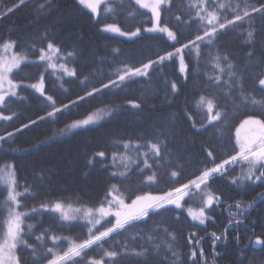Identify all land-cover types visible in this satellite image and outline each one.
I'll return each mask as SVG.
<instances>
[{
  "label": "trees",
  "instance_id": "1",
  "mask_svg": "<svg viewBox=\"0 0 264 264\" xmlns=\"http://www.w3.org/2000/svg\"><path fill=\"white\" fill-rule=\"evenodd\" d=\"M12 2L13 0H0V14L6 11ZM249 2L254 3L255 0ZM16 3H19V0H16ZM185 3L186 0H175L176 6L172 13H162L163 20L174 28L179 27L174 16L184 11ZM57 5L58 9L52 15H42L37 13L39 7L37 0H25V4L16 11L0 18V36L7 38L11 35L13 40L21 42L19 53L31 58L26 66L22 64L19 78L25 84H30L39 82L40 75L43 74L45 96H52L57 107L78 101L80 96L85 95V88L90 91L93 87H100L101 82L107 83L109 77L116 79L113 74L117 69L122 70L125 66L139 67L141 61L147 62L149 58L157 59L166 51H173L166 36L143 32L144 28L152 24L149 19L152 14L137 5L135 0H107L100 5L97 17L102 24H116L127 32L135 31L140 27L142 34L131 39L101 31V26L90 18V11L79 5L77 0H57ZM45 29L50 31L54 29L53 35L59 37L66 51L76 48L80 52L75 64L71 62L67 64L69 68L76 67L82 73L79 80L64 77L58 71L46 66L37 67L34 62L38 57L28 54L25 43L30 44L31 40H35L39 47ZM221 43L224 50L235 57L233 63L241 70V74L253 76L259 71L252 67L256 61L245 59L247 49L242 46L241 41L230 36ZM211 55L214 53H210L203 61L205 67L195 68L194 61L186 57L190 66L187 82L177 72L178 61L177 63L165 61L159 71H153L151 77H133L135 83L129 82L123 91L115 95H104L102 98L93 96L78 101L67 112L62 111L55 122L41 121L17 135L13 148L23 154L18 155L15 162L18 176L24 178L18 190L24 191L25 180L29 186L28 194L21 201L26 207L18 209L29 212L30 218L26 223L37 226L29 243L35 246V236H39L41 231L49 228L52 229L50 235L67 237L69 241L80 242L87 238V229L90 225L86 227L84 219L62 222L59 219L61 213L52 211V208L56 202H60L64 205L63 210L72 214V209H87L95 203L98 197L103 196L106 185L116 184L120 187L117 180H108V173L103 171V168L108 166L109 171H117L112 164L111 154L114 151L117 154L129 152L122 146L117 147L129 137L151 134L152 129L157 133L174 132L173 150L180 149L181 154L186 157L178 161L177 167L182 169L183 176L175 185L169 182L168 177V172L175 169L163 166L160 168L162 179L158 185L141 188L140 178L129 176L124 189L133 199L138 194L162 195L174 186L195 179L198 169L206 164L202 146L210 143L215 145L217 141H221L225 144L221 151H229L232 145H236L238 149L236 130L246 117L242 115L243 110L240 109L239 101H235L232 96L228 97L231 116L223 129H210L204 135H199L191 130L189 122L185 119L184 114L187 113L192 117L196 129L201 127L200 121H204L203 110L198 107V102L200 96L205 95L202 89L207 87L206 77L198 76L197 73L212 74L209 63ZM52 62L65 63L64 60L57 61L55 56L52 57ZM245 69L247 71H244ZM168 81L177 83L180 89L179 95L171 94ZM245 87L255 88L254 92H250L254 99L259 100L264 97V93L260 92L253 80L246 79ZM129 99L143 101V109L137 111L129 106L115 119L109 120L105 113L119 108ZM49 105L50 102L34 89L25 90L21 93V103L13 106L14 111L20 113V119L14 122L15 127L28 123L29 119L36 120L46 115V111L51 110ZM255 111L259 113L260 109L257 108ZM88 116L98 118L97 125L84 129L70 128L75 121L87 119ZM8 131H14V128H8ZM3 132L4 128L0 127V134ZM139 142L144 143V141ZM36 145L40 146L37 148ZM99 150L107 152V159L103 163L95 162V166L91 169L86 167L87 160ZM130 154H134L135 157L137 155L135 151ZM207 166L212 165L209 163ZM122 171H125V168ZM85 173H89L86 178ZM233 175H239V168ZM230 180V177H217L210 182L211 187L206 190L220 196L223 203L215 204L211 209L206 210L209 219H206L203 225L193 220L186 212L188 207L199 209L198 207L202 205L194 198V194L184 198L181 209H174L162 216L152 218L145 228V235L155 240L156 243L152 244L154 251L156 244L160 245V258L167 256L169 264H172L174 248L179 254L177 264H180L193 250L188 246V237L195 233L194 242L203 239L201 244H194V249L203 248L208 264H212L213 248L220 254L216 257V264H264V198L261 197V194H264V185L260 182L255 184L248 182L242 188H238ZM4 188L5 184L0 180V190ZM238 200L244 204L251 203L253 207L242 216L237 215L241 211L235 208V202ZM128 202L130 203V200ZM42 205H47L48 208L44 209ZM68 205L72 206L71 209ZM33 208L37 209L36 213H31ZM7 216V192H4L0 195V244L3 243ZM62 223L64 226H60ZM101 224H105V221L101 220ZM96 227L99 228L100 225ZM213 232L221 237L215 245L211 236ZM134 235L135 233L129 234V236ZM173 236L176 238L175 244H173ZM119 239L125 244L128 243V238ZM257 239L261 241L260 244L256 243ZM143 242L141 240L137 243ZM63 247L66 250L68 244H64ZM133 247L137 252L142 250ZM22 255L27 257V253L22 252ZM156 259L153 257L150 264L152 261L155 264ZM28 264H31L30 259ZM121 264H139V262L126 258Z\"/></svg>",
  "mask_w": 264,
  "mask_h": 264
},
{
  "label": "snow or ice",
  "instance_id": "2",
  "mask_svg": "<svg viewBox=\"0 0 264 264\" xmlns=\"http://www.w3.org/2000/svg\"><path fill=\"white\" fill-rule=\"evenodd\" d=\"M39 7L37 13L42 15H52L58 9L57 0H37ZM100 0H77V3L86 9H90V18L94 23L100 25V30L109 33H116L129 39L138 37L142 34V29L137 27L135 31L127 32L115 24H102L98 19V9ZM135 3L143 8H149L152 13L149 19L152 27L144 28V33L166 36L170 42L173 51H166L159 55L157 59L149 58L147 62L141 61L139 67H127L122 70L117 69L113 74L116 79L108 78V82L100 83V87H93L90 91L85 88V95L80 96L78 101H84L93 96L103 97L104 95H115L123 91L129 82L135 83L133 77H151L153 71H159L165 61L177 63V72L187 82L189 78V63L186 57L194 61L193 67H205L203 61L210 53L211 75L205 72H198L197 75L206 77V88L204 96H200L198 107L203 110L204 121H200L201 127L195 128L192 123V117L185 113V119L189 122L191 130L199 135H204L210 129H223L231 116L229 108V95L235 101H239L242 115L246 118L241 124H253L258 128H264V97L256 100L250 95L255 88L247 89L245 80H253L261 93H264V0H255L254 3L249 0H186L185 9L174 16L176 25L174 28L163 20V14L172 13L175 0H153L151 6L143 3V0H135ZM25 4V0H13L12 5L7 7L6 11L0 14V18L7 17ZM163 24V27L160 25ZM184 29V30H181ZM53 31L45 29V34L40 38L39 47L37 42L31 40V43H25L28 54L38 57L37 67L46 66L54 71H58L62 76L79 80L82 73L76 67L69 68L68 62L76 63V58L80 52L73 48L72 51H66L64 44L59 40ZM234 37L242 42V46L247 49L245 59L256 61L252 67L259 69L253 76L241 74V70L233 63L235 57L232 53L224 50L222 41L227 37ZM4 54L10 56L9 60L0 58V127L4 132L0 134V180L5 184V188L0 190V195L7 192L8 222L7 231L0 244V264H121L123 259H132L139 264H150V260L157 258L155 264H169L167 256L161 257L159 251L160 245L156 244V250H153L152 244H155L153 237L145 235V228L149 225L153 217L162 216L166 212L174 209H181L185 197L189 195V190L196 189L203 193L202 207L198 211L188 209V214L193 220H198L201 225L205 223L206 210L211 209L215 204L223 203L220 196L213 192L205 191L211 187L212 181L217 177H230V182L238 188H242L245 183L255 184L260 182L264 185V136H257L251 141L237 140L236 145H232L229 151H221L225 144L217 141L215 145L208 144L202 146L205 153L206 164L198 169L195 179L188 183L174 186L165 191L162 195L138 194L132 198L131 194L124 189V184L129 176H137L141 181V188L158 185L162 176L160 168L163 166L170 170L168 172L169 182L175 185L182 178L183 171L177 167L178 161L186 159L181 154L180 149L173 150L174 132L157 133L155 129L151 134L146 133L143 136L129 137L121 145L124 149L135 151L136 157L125 153L118 155L115 151L111 154L113 165L120 167L122 164L125 171H109L108 166H104L103 171L108 173V180H117L120 187L116 184L105 186L102 197H98L96 202L87 209H72V214L64 211V205L56 202L52 211L61 213L59 219L63 221H75L84 219L85 226L88 227L87 238L80 242L69 241L67 237H59L52 233V229H44L39 236H35V246L29 243V239L34 235L37 227L33 223H26L30 218L27 211H16L17 208L26 207L21 201L28 194L29 186L25 180L23 184L24 191L21 188L23 177L18 176V167L16 157L22 155V152L13 148L16 143V137L25 129L36 125L37 123L48 120L55 122L59 114L67 112L71 106L78 101H72L70 105L57 107L53 97L45 96L43 89L44 75H40L39 84H25L19 73L22 70V64L28 63L27 56L19 55L21 42L13 40L11 35L7 38L0 36ZM16 50V51H14ZM116 52L117 50H113ZM63 53V55H62ZM55 56L57 61L64 60L65 63L58 64L52 62ZM42 62V63H41ZM122 63H126L123 62ZM244 71H247L246 69ZM87 78H85L86 81ZM170 86L172 95H179L180 89L175 81L167 82ZM27 89H34L41 97L50 102V111L46 115L38 117L36 120L29 119L28 123H23L15 127V121L20 119V113L14 111L13 106L21 103V93ZM227 93V95L225 94ZM211 94V98H209ZM131 107L141 111L144 107L143 101L127 100L119 108L110 110L105 115L115 119L121 114L123 109ZM259 108L257 113L255 109ZM252 109V111H249ZM97 119L88 116L87 119L75 121L70 125L73 129H84L97 125ZM106 122V121H105ZM8 128H14V131H8ZM223 137V131H221ZM135 141V142H134ZM139 141H144L140 143ZM40 145H36L38 148ZM144 149V151H141ZM10 157V159H4ZM175 157V159H171ZM107 159L105 150L95 151L86 162V167L93 168L95 162L103 163ZM117 160L120 164H116ZM211 164L208 167L207 164ZM239 168V175H233ZM55 175L56 173H52ZM89 173H85V178ZM175 178V179H174ZM203 186V187H202ZM175 197V198H173ZM264 198V194H261ZM130 200V203L128 202ZM47 209V205L41 206ZM71 209V205H68ZM231 207V206H230ZM253 207V204H244L238 200L235 202V208L241 210L237 215H243ZM37 209H31V213H36ZM231 215V213H229ZM101 220L105 224H101ZM100 225L99 228L96 226ZM108 225V226H105ZM144 227H141V226ZM60 226H64L63 223ZM103 228V230H101ZM135 233L134 236H129ZM167 235H172L167 233ZM195 233L188 237V246L191 250L180 264H208L202 247L199 250L194 249V244H201V240L193 241ZM213 245L219 239L215 232L211 233ZM119 238H128V243H123ZM173 236V244H175ZM143 240L142 244L137 243ZM68 244L67 249L63 247ZM257 244L261 241L257 239ZM49 244L51 246H49ZM136 248L142 250L137 252ZM131 249V250H130ZM39 250V251H38ZM22 252L27 253L22 255ZM219 253L213 248L212 264H216V257ZM172 264H177L179 254L172 249ZM153 264V261H152Z\"/></svg>",
  "mask_w": 264,
  "mask_h": 264
},
{
  "label": "rangeland",
  "instance_id": "3",
  "mask_svg": "<svg viewBox=\"0 0 264 264\" xmlns=\"http://www.w3.org/2000/svg\"><path fill=\"white\" fill-rule=\"evenodd\" d=\"M105 1H107V0H100V2H99V7H100V5L103 3V2H105ZM143 3H145V4H148L149 6H151V4L153 3V0H143ZM145 9H147L148 11H150V7L149 8H145ZM89 11H90V9H88ZM99 10V9H98ZM151 12V11H150ZM152 14V13H151ZM116 25V24H115ZM118 26V25H117ZM161 27H163L162 25H160ZM149 27H152V24L149 26ZM149 27H147V28H149ZM109 33V32H108ZM111 34H116V33H111ZM119 35V34H118ZM19 55H22V56H24V55H26V54H24V53H19ZM27 56V55H26ZM0 58H3L4 60H9L10 59V56H6L5 54H4V50H3V47H0ZM31 60V58H29L28 56H27V61H30ZM40 83V81L39 82H36V83H30V84H39ZM43 89H44V86H43ZM242 123V122H241ZM239 124V126L237 127V130H236V138H237V140L239 139V140H241V141H243V140H246V141H251V140H253V139H255L257 136H264V128H258V127H256L255 125H253V124ZM144 150V149H143ZM133 151H129V152H127V154H129V155H131L133 158H135V156H134V154H130V153H132ZM125 154V153H124ZM124 154H118V155H124ZM113 164V163H112ZM116 164H120V161L119 160H117V162H116ZM124 169V167H123V165L121 164L120 165V167H116L115 166V170H117V171H122ZM203 187V186H202ZM205 191H208V190H205ZM192 194H194V198L195 199H197V200H199L200 201V203L202 204V197H203V193L202 192H200L199 190H196V189H191V190H189V195L188 196H191ZM187 196V197H188ZM187 197H185V198H187ZM173 198H175V197H173ZM7 199H8V197H7ZM183 201V200H182ZM182 201H181V203H182ZM203 205H201L200 207H198L199 209L202 207ZM189 208H191L193 211H198L199 209H195V208H193L192 206L191 207H188L187 209H186V212L188 213V209ZM16 211H20L18 208L16 209ZM190 216V215H189ZM206 216H207V214H206ZM191 217V216H190ZM8 219H9V217L7 216V219H6V226H5V230H4V235H3V239H4V236H5V234H6V231H7V222H8ZM196 221H198V220H196ZM199 222V221H198Z\"/></svg>",
  "mask_w": 264,
  "mask_h": 264
}]
</instances>
